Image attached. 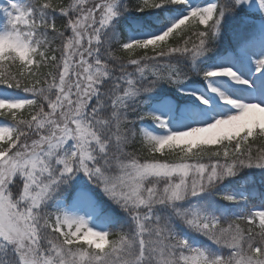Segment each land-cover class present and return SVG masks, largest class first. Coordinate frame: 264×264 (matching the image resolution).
Instances as JSON below:
<instances>
[{
    "label": "snow or ice",
    "instance_id": "6c2138e0",
    "mask_svg": "<svg viewBox=\"0 0 264 264\" xmlns=\"http://www.w3.org/2000/svg\"><path fill=\"white\" fill-rule=\"evenodd\" d=\"M247 3L3 0L0 264H264V206L218 215L213 199L246 200L215 190L244 168L264 170V103L219 90V77L251 87L232 68L196 65L224 15ZM170 8L183 14L162 31L122 38L117 29L130 10ZM254 63L261 73L264 57ZM193 72L207 86L205 107L171 130L143 105L161 83L180 91ZM80 175L120 209L123 225H91L116 221ZM177 222L218 250L191 244Z\"/></svg>",
    "mask_w": 264,
    "mask_h": 264
},
{
    "label": "rangeland",
    "instance_id": "374dc122",
    "mask_svg": "<svg viewBox=\"0 0 264 264\" xmlns=\"http://www.w3.org/2000/svg\"><path fill=\"white\" fill-rule=\"evenodd\" d=\"M202 4L191 3V6H204L207 3H212L213 0H202ZM3 3V0H0V4ZM239 7L246 10L250 15V18L243 17L244 23L241 27L233 29V33L228 42V47L226 46L225 50H228L223 54L218 60L212 64L210 68L218 67H230L234 72H236L242 79L249 81L251 87L248 85L237 84L227 77L216 78L221 81V85L218 86L219 90L224 91L226 94H229L233 97H240L244 102H261L264 103V95H258L256 91L257 85H264V70L261 73L255 71V61L264 57V11H262L258 5L257 0H249V3L242 4ZM131 17V16H130ZM161 83L160 85H164ZM168 85V84H165ZM206 84L201 79L199 75L193 72L189 78L184 81L182 84L178 85L180 91L177 90V87H171L174 91L171 92L169 97H167L163 104L159 106H149L146 111H155L157 114L163 116L167 121L168 128L171 130H183V128L192 123L191 116L198 114L200 110L205 107V98L200 95L206 90ZM12 90H10L11 92ZM257 92V95H256ZM216 111H220L216 109ZM147 130L152 131L154 134H163L164 129L158 128L151 120L139 122ZM165 153L170 156V160H177L180 158V154L177 151H169L165 149ZM255 169V168H254ZM232 177L225 178L216 188V192L223 191L233 193L237 196L235 190L232 187H229ZM76 183L80 185L81 183H89L85 177L82 175L76 177ZM92 189L93 185L89 184ZM219 189V191H218ZM99 190V189H98ZM92 194V193H91ZM103 201H97L99 206L103 211H110V215H119L122 216L123 213L115 205V208L107 207L104 204L108 200L103 196L99 191ZM239 195V194H238ZM93 196V195H92ZM95 199V197L93 196ZM207 197L202 195L200 197L192 198L191 202L202 201ZM215 197H213L214 199ZM110 202V201H109ZM111 203V202H110ZM111 208V209H109ZM91 225L94 227H105L97 219L91 220ZM182 230L180 235L185 236L191 244L197 247L207 248L212 251L218 250L214 244L208 241L203 236H200L195 233L189 232L184 227L180 228Z\"/></svg>",
    "mask_w": 264,
    "mask_h": 264
},
{
    "label": "trees",
    "instance_id": "16d2710c",
    "mask_svg": "<svg viewBox=\"0 0 264 264\" xmlns=\"http://www.w3.org/2000/svg\"><path fill=\"white\" fill-rule=\"evenodd\" d=\"M201 1L202 0H190L191 3H197L200 5L202 4ZM57 2H59V0H57ZM182 14L183 11L173 8L152 9L145 12L130 10L125 12L121 17H118L120 23L117 24V29H124L123 31H120L122 38H126L129 35H131L132 38L146 36L162 31L171 21L178 18ZM243 17L250 18V15L241 7H238L233 13H226L224 15L221 20L218 36L210 45V51L207 52L204 57H201L198 61H196L198 68H210L212 64L218 60V58L228 51H224V49L226 46L228 47V42L233 33L232 30L243 25ZM172 91L174 90L169 85H159L151 94H149L150 99H148V101L143 105L144 110H147L150 105L159 106V101L164 103L166 101L165 99L169 97ZM167 159L170 160L169 155H167ZM229 184L230 185L228 186L232 187V189L236 191L238 198L243 195L246 197V200L238 199L237 202L230 203L227 201H221L218 197H215L214 200L216 201V212L218 215L240 214L250 208L264 206V170L244 168L236 176L232 177ZM80 186L88 189L95 197L96 201L104 200L99 194V190L95 187L92 189L89 183H81ZM217 193H223V191ZM105 203L108 204L103 203V205L115 208V206H113L109 201H105ZM105 212L110 215V211L106 210ZM111 216L114 217L116 222L111 225H107V227L115 229L125 223V217L121 214ZM182 227L183 225H180L177 222L176 231L180 233L182 231L180 228Z\"/></svg>",
    "mask_w": 264,
    "mask_h": 264
},
{
    "label": "bare ground",
    "instance_id": "6f19581e",
    "mask_svg": "<svg viewBox=\"0 0 264 264\" xmlns=\"http://www.w3.org/2000/svg\"><path fill=\"white\" fill-rule=\"evenodd\" d=\"M261 88H264V85L260 84V85H257L256 86V91L258 92V95L260 96V90ZM257 92H256V95H257Z\"/></svg>",
    "mask_w": 264,
    "mask_h": 264
}]
</instances>
